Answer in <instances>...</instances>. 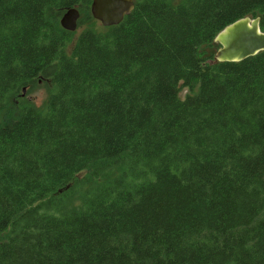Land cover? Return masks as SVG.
Wrapping results in <instances>:
<instances>
[{
	"label": "trees",
	"instance_id": "1",
	"mask_svg": "<svg viewBox=\"0 0 264 264\" xmlns=\"http://www.w3.org/2000/svg\"><path fill=\"white\" fill-rule=\"evenodd\" d=\"M134 1L0 0V264H264V50L212 62L264 0Z\"/></svg>",
	"mask_w": 264,
	"mask_h": 264
},
{
	"label": "water",
	"instance_id": "2",
	"mask_svg": "<svg viewBox=\"0 0 264 264\" xmlns=\"http://www.w3.org/2000/svg\"><path fill=\"white\" fill-rule=\"evenodd\" d=\"M135 8L134 0H92V16L105 26L119 24ZM81 12L78 7L68 9L61 25L69 31L78 28ZM261 16L240 18L222 29L215 37L220 44L214 61H241L264 50V26Z\"/></svg>",
	"mask_w": 264,
	"mask_h": 264
},
{
	"label": "rangeland",
	"instance_id": "3",
	"mask_svg": "<svg viewBox=\"0 0 264 264\" xmlns=\"http://www.w3.org/2000/svg\"><path fill=\"white\" fill-rule=\"evenodd\" d=\"M180 0H174L173 2L177 3ZM94 20V21H93ZM88 25H94L99 31H106L107 27L101 23L99 20L92 19L89 23L85 24L83 27H78L76 29L77 34H79L84 27ZM212 51H214V47L203 45L200 48V52L203 56H208ZM53 89V86L50 84H44L37 89H35L31 94L28 96L34 100V102L40 106L41 108H45L47 98L49 96L50 91ZM190 92V89L185 87L181 92L180 96L185 98V96ZM20 98L18 96H13L10 98V105L8 110L0 113V122H3L5 118L8 116H15L17 114V106L19 103Z\"/></svg>",
	"mask_w": 264,
	"mask_h": 264
}]
</instances>
